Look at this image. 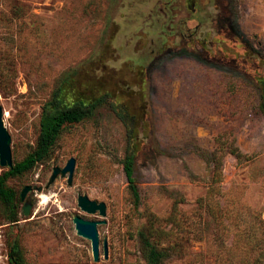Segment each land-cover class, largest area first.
I'll use <instances>...</instances> for the list:
<instances>
[{
    "label": "rangeland",
    "instance_id": "obj_1",
    "mask_svg": "<svg viewBox=\"0 0 264 264\" xmlns=\"http://www.w3.org/2000/svg\"><path fill=\"white\" fill-rule=\"evenodd\" d=\"M72 75L82 95L109 101L67 124L46 161L8 178L19 220L0 205V264L13 248L24 264H148L141 233L151 214L172 232L163 246L176 247L161 264H236L233 242L242 239V259L258 231L264 250V0H0V105L14 165ZM234 145L250 158H236ZM72 157V185L67 175L47 187ZM79 194L105 202L107 215L83 211ZM76 215L105 220L98 262Z\"/></svg>",
    "mask_w": 264,
    "mask_h": 264
},
{
    "label": "trees",
    "instance_id": "obj_2",
    "mask_svg": "<svg viewBox=\"0 0 264 264\" xmlns=\"http://www.w3.org/2000/svg\"><path fill=\"white\" fill-rule=\"evenodd\" d=\"M110 93H103L100 96L82 95L75 86V76L64 78L58 87L53 91L50 99L44 105L41 116V127L35 148L26 155L20 162L16 163L9 170L0 174V205L3 208V218L9 222L18 221V196L16 192L7 186V180L10 176L20 175L35 167L38 163L46 161L60 137L63 128L67 124L77 123L87 117L91 110H94L107 103ZM264 113V97L259 105ZM230 152L239 160L250 158L244 154L239 147L232 146ZM215 164V174L218 173L222 179V163L219 159ZM125 173L130 183L133 195L137 203H141L142 197L136 181V168L134 166V156L127 154L125 160ZM213 189V190H212ZM211 188V192L215 191ZM183 200V199H182ZM179 202L176 201L175 205ZM159 217L155 214L149 216V226L141 233V240L145 249V256L148 264H161L170 258L174 253L175 246H163L165 242L170 241L172 232L163 229L159 224ZM261 221V229L264 228V220ZM158 224V225H157ZM261 231L250 234L251 244L244 258L239 259L237 250H242L245 245L241 244L242 239L238 238L233 242L236 264H260V258L264 256V250L261 249L263 238L259 236ZM262 233L264 230L262 229ZM239 248V249H237ZM236 250V251H235ZM259 254V255H257ZM10 264H24V257L17 249L10 250Z\"/></svg>",
    "mask_w": 264,
    "mask_h": 264
},
{
    "label": "water",
    "instance_id": "obj_3",
    "mask_svg": "<svg viewBox=\"0 0 264 264\" xmlns=\"http://www.w3.org/2000/svg\"><path fill=\"white\" fill-rule=\"evenodd\" d=\"M12 138L8 131V128L4 120V109L0 105V166L1 167H13V158H12V149H11ZM77 160L75 157H72L68 160L67 164L64 167L55 166L53 168L52 175L49 179L47 187L51 186L55 180L61 176L66 177L68 175V184L72 185L74 172L76 169ZM31 186H26L21 192V200L25 201L27 194L31 191ZM78 205L79 207L89 213L95 214L100 213L101 216L107 215V204L105 202H98L96 200H91L86 194H79L78 196ZM32 209V205L27 203L24 207V214L28 216ZM77 233L82 237H85L91 240L92 244V253L94 261L98 262L101 257V244L100 236L98 230V224L105 223L103 221H94L83 218L81 215H76L73 219ZM104 256L108 258V243L104 242Z\"/></svg>",
    "mask_w": 264,
    "mask_h": 264
},
{
    "label": "built area",
    "instance_id": "obj_4",
    "mask_svg": "<svg viewBox=\"0 0 264 264\" xmlns=\"http://www.w3.org/2000/svg\"><path fill=\"white\" fill-rule=\"evenodd\" d=\"M3 226L0 225V248L2 247V239H3Z\"/></svg>",
    "mask_w": 264,
    "mask_h": 264
},
{
    "label": "bare ground",
    "instance_id": "obj_5",
    "mask_svg": "<svg viewBox=\"0 0 264 264\" xmlns=\"http://www.w3.org/2000/svg\"><path fill=\"white\" fill-rule=\"evenodd\" d=\"M44 198H46V197L44 196Z\"/></svg>",
    "mask_w": 264,
    "mask_h": 264
}]
</instances>
